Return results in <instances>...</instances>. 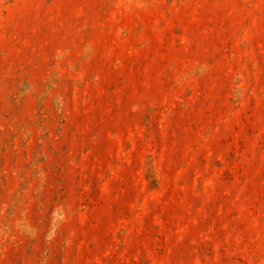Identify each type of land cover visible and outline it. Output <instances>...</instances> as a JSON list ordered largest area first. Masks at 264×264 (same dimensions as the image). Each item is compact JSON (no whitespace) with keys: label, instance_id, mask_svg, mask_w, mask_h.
<instances>
[{"label":"rangeland","instance_id":"1","mask_svg":"<svg viewBox=\"0 0 264 264\" xmlns=\"http://www.w3.org/2000/svg\"><path fill=\"white\" fill-rule=\"evenodd\" d=\"M0 264H264V0H0Z\"/></svg>","mask_w":264,"mask_h":264}]
</instances>
